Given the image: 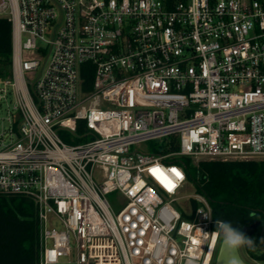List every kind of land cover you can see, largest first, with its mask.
Wrapping results in <instances>:
<instances>
[{
	"label": "built area",
	"instance_id": "2783aa9c",
	"mask_svg": "<svg viewBox=\"0 0 264 264\" xmlns=\"http://www.w3.org/2000/svg\"><path fill=\"white\" fill-rule=\"evenodd\" d=\"M0 16V194L34 202L39 264H213L222 221L202 193L182 208L185 159L264 160V0H0Z\"/></svg>",
	"mask_w": 264,
	"mask_h": 264
},
{
	"label": "trees",
	"instance_id": "16d2710c",
	"mask_svg": "<svg viewBox=\"0 0 264 264\" xmlns=\"http://www.w3.org/2000/svg\"><path fill=\"white\" fill-rule=\"evenodd\" d=\"M12 23L0 16V76L11 74ZM84 88L92 83L90 64L82 68ZM165 150L177 148L175 135L158 141ZM185 163L190 179L199 193L204 194L212 208V218L227 223L246 241L250 255L264 260V251L256 254L244 228L255 220H264V160H210L198 166ZM196 205V204H194ZM257 241L263 245L260 237ZM264 241V234H263ZM0 264H39V230L36 206L21 194H0Z\"/></svg>",
	"mask_w": 264,
	"mask_h": 264
},
{
	"label": "rangeland",
	"instance_id": "374dc122",
	"mask_svg": "<svg viewBox=\"0 0 264 264\" xmlns=\"http://www.w3.org/2000/svg\"><path fill=\"white\" fill-rule=\"evenodd\" d=\"M61 136L67 142L69 140H71V137L66 136L65 133H61ZM158 141H160V140H153V141L144 142V143H141V144L134 146V148H138L140 150H142V149L152 150L153 148L158 149L160 146H162V144H159ZM190 162L192 165L197 166V162L194 159H190ZM181 193L183 195H185L186 198L181 199L179 202H180L182 208L188 212L191 210V204L188 201L187 197L188 196H194L195 194H197L199 192L197 190L195 183L189 179L187 184H186V187L182 190ZM108 196L110 199H112V197H114V194H110ZM223 238H224V233L222 230V233L220 236V242L223 240ZM72 247H73V251L75 252L76 251L75 242H72ZM250 247L256 254H259L260 252L264 251V245L260 244L257 241L256 237L251 240ZM238 249H239L240 255L242 256L243 260L245 262H247L248 264H264V260H258V259L253 258L250 255V253L248 252V250L244 244L239 245ZM213 264H216V258H214Z\"/></svg>",
	"mask_w": 264,
	"mask_h": 264
},
{
	"label": "water",
	"instance_id": "95a60500",
	"mask_svg": "<svg viewBox=\"0 0 264 264\" xmlns=\"http://www.w3.org/2000/svg\"><path fill=\"white\" fill-rule=\"evenodd\" d=\"M261 223L260 220H255L252 224L244 228V233L251 237L257 226ZM261 240H263L261 238ZM264 245V243H263ZM216 264H248L240 255L238 246H233L225 243V239L220 243L219 251L216 258Z\"/></svg>",
	"mask_w": 264,
	"mask_h": 264
},
{
	"label": "clouds",
	"instance_id": "9594fccd",
	"mask_svg": "<svg viewBox=\"0 0 264 264\" xmlns=\"http://www.w3.org/2000/svg\"><path fill=\"white\" fill-rule=\"evenodd\" d=\"M180 173V172H179ZM219 227L223 230L225 243L233 246H239L245 243H249L244 237L236 230L231 228L227 223L218 222Z\"/></svg>",
	"mask_w": 264,
	"mask_h": 264
},
{
	"label": "snow or ice",
	"instance_id": "6c2138e0",
	"mask_svg": "<svg viewBox=\"0 0 264 264\" xmlns=\"http://www.w3.org/2000/svg\"><path fill=\"white\" fill-rule=\"evenodd\" d=\"M150 171L154 175H156L158 179L161 180V182L165 185V187L168 188L169 191H171L175 187V184L171 180H169L159 168H153ZM171 172L174 173L176 177L180 179L183 178L176 169H171Z\"/></svg>",
	"mask_w": 264,
	"mask_h": 264
},
{
	"label": "flooded vegetation",
	"instance_id": "af4514ba",
	"mask_svg": "<svg viewBox=\"0 0 264 264\" xmlns=\"http://www.w3.org/2000/svg\"><path fill=\"white\" fill-rule=\"evenodd\" d=\"M263 215H264V211H263ZM257 220H260V219H257ZM261 223L257 226V228L255 229V232L253 233V235L251 237H257L259 236L260 237V240L261 238L263 239V234H264V220H260ZM249 237V238H251ZM261 242H264L263 240H261Z\"/></svg>",
	"mask_w": 264,
	"mask_h": 264
}]
</instances>
